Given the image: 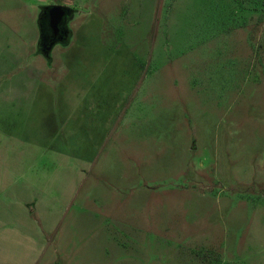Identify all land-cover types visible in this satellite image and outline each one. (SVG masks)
Returning <instances> with one entry per match:
<instances>
[{"label":"rangeland","instance_id":"1","mask_svg":"<svg viewBox=\"0 0 264 264\" xmlns=\"http://www.w3.org/2000/svg\"><path fill=\"white\" fill-rule=\"evenodd\" d=\"M54 5L72 44L11 159L58 196L0 181V264H264V0H0V45L34 55Z\"/></svg>","mask_w":264,"mask_h":264},{"label":"crops","instance_id":"2","mask_svg":"<svg viewBox=\"0 0 264 264\" xmlns=\"http://www.w3.org/2000/svg\"><path fill=\"white\" fill-rule=\"evenodd\" d=\"M71 21L68 22L70 34L66 40L53 44L50 51L51 60L39 51L40 38L38 46L34 42L37 46L35 47L36 52L34 51V55H30L32 53L31 49V52L23 49L26 43L24 40L13 41L8 45L13 46L14 49L5 50L0 45L1 53L7 56L6 60H0V148L3 149V151H0V181L2 179L5 180L7 184L9 183L8 186L18 182L20 186L24 185L21 192L28 190L38 196L32 201L20 204L22 215L27 213L32 217H36L39 214V209L48 208L47 195L53 198L58 196V194H50L48 183L49 168L43 166L28 167L25 165L22 168L17 167L16 164L18 160L25 159L29 155L28 151H26L27 148L33 147L34 142H38L26 136L29 123L27 116L34 111L41 88L44 86L48 87L50 82H52L51 79L57 77L62 71L57 68V65L60 64L59 67L61 68L66 59L59 57L56 61L53 54L58 46H70L72 44L73 30L70 25ZM28 46L31 48V44H28ZM47 87L46 91L49 94L47 96H50L54 90ZM64 94H67V92ZM39 107L46 109L43 105ZM95 107H98L96 111L103 110L102 106L96 105L88 106V110ZM72 110H75V108ZM18 150L22 151L16 153ZM13 155L14 159H16V164L12 162L11 158H13ZM52 181L57 183L56 179H52ZM10 200L12 201V199Z\"/></svg>","mask_w":264,"mask_h":264},{"label":"water","instance_id":"3","mask_svg":"<svg viewBox=\"0 0 264 264\" xmlns=\"http://www.w3.org/2000/svg\"><path fill=\"white\" fill-rule=\"evenodd\" d=\"M48 20V27L54 32L55 36L59 33L62 24L65 22L67 17V9L61 5H54L45 9ZM68 36L61 37L62 40ZM54 43L48 46V50H51Z\"/></svg>","mask_w":264,"mask_h":264},{"label":"flooded vegetation","instance_id":"4","mask_svg":"<svg viewBox=\"0 0 264 264\" xmlns=\"http://www.w3.org/2000/svg\"><path fill=\"white\" fill-rule=\"evenodd\" d=\"M67 17L65 22L62 24V27L60 28L59 33L55 36L54 32L48 27V20H47V14L45 13L44 18H43V22L41 24L42 29H43V46L45 49L48 48V46H50L52 43H56L59 41H63L61 39V37H65V35L69 36L70 34V30L67 27V21L69 20V18L71 17L69 11L67 10Z\"/></svg>","mask_w":264,"mask_h":264},{"label":"trees","instance_id":"5","mask_svg":"<svg viewBox=\"0 0 264 264\" xmlns=\"http://www.w3.org/2000/svg\"><path fill=\"white\" fill-rule=\"evenodd\" d=\"M46 8H48V7H46ZM68 11H69V13H70V15H71V14H72V9H68ZM45 13H46V12L44 11L43 14H42V16H41V18H40V22H41V23L43 22V18H44ZM42 37H43V36H42ZM41 40H43V38H41ZM64 40H66V39H64ZM64 40H63V41H64ZM39 51L42 52L46 57L50 58V51H51V50H48V48L45 49L44 46H43L42 41H41V44H40Z\"/></svg>","mask_w":264,"mask_h":264}]
</instances>
